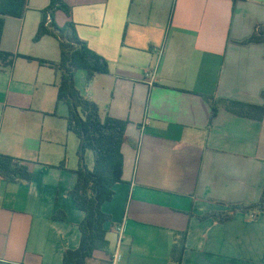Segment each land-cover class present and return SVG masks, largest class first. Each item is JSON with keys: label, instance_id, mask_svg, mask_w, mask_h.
I'll list each match as a JSON object with an SVG mask.
<instances>
[{"label": "crops", "instance_id": "0c3cea01", "mask_svg": "<svg viewBox=\"0 0 264 264\" xmlns=\"http://www.w3.org/2000/svg\"><path fill=\"white\" fill-rule=\"evenodd\" d=\"M58 27L77 36L109 73L75 87L106 115L128 122L122 182L103 203L108 248L85 264H110L124 232L122 264H177L175 235L186 231L180 264H264V212L237 211L223 223L197 217L258 201L264 190V118L220 106L209 124L206 98L262 104L264 43H247L264 24V0H61ZM50 0H27L20 18L4 19L0 52V154L28 168L29 181L0 177V264H63L79 245L83 213L69 195L76 183L78 139L56 103L58 41L33 37ZM49 17V13H47ZM156 76L145 71L156 63ZM35 60H28L27 58ZM37 60L42 61L39 63ZM91 168V153L85 155ZM58 215L63 219H55Z\"/></svg>", "mask_w": 264, "mask_h": 264}, {"label": "trees", "instance_id": "16d2710c", "mask_svg": "<svg viewBox=\"0 0 264 264\" xmlns=\"http://www.w3.org/2000/svg\"><path fill=\"white\" fill-rule=\"evenodd\" d=\"M26 3L27 0H0V39L5 17H22ZM56 9L70 16L71 10L65 3L61 0H50L49 6L41 12V21L33 41L36 42L48 35L54 37L59 45V61L49 63V66L58 75V82L55 85L56 103L63 102L67 106L66 130L72 132L78 139L76 183L69 195L75 207L83 213V218L78 224L79 245L74 250H65L62 260L63 264H85L95 251L106 252L108 248L104 225L111 218L102 211V205L112 199L114 185L122 182L121 146L126 139L128 122L108 115L100 118L97 104L85 98L75 87L74 75L77 71L84 72L85 83L88 84L96 74L109 73L108 64L79 39L72 21H68L63 27L55 24L52 15ZM47 13H49L48 24ZM243 43H264V24L258 25ZM27 59L35 60L30 57ZM0 62L10 65L12 58L9 54L0 52ZM261 98L264 100V91L261 92ZM206 99L211 109L209 124L220 106L239 117L257 121L264 118V102L257 105L223 98ZM87 152L92 155L91 168L85 164ZM0 177L8 182L29 181L31 173L18 160L0 154ZM237 211L252 213L253 217L264 212V190L258 201L253 204L234 205L229 211L210 212L197 218L223 223L230 220ZM53 217L63 219L56 214ZM185 236L186 231L177 233L171 248V260L177 264H180L182 258Z\"/></svg>", "mask_w": 264, "mask_h": 264}, {"label": "built area", "instance_id": "2783aa9c", "mask_svg": "<svg viewBox=\"0 0 264 264\" xmlns=\"http://www.w3.org/2000/svg\"><path fill=\"white\" fill-rule=\"evenodd\" d=\"M49 22V17H47V24ZM156 63L149 67L145 73H144V77L147 81L149 82H152L154 79H155V76H156V70H157V64H158V61L160 59V56H161V50L158 49L156 50ZM1 69V67H0ZM251 217H253V214L252 213H249ZM115 231L117 233V243H118V246L117 248L115 249V251L111 254L110 256V264H122L123 263V254L120 252L119 250V245L121 244L122 242V238H123V232H124V225L122 223L118 224L116 227H115Z\"/></svg>", "mask_w": 264, "mask_h": 264}, {"label": "rangeland", "instance_id": "374dc122", "mask_svg": "<svg viewBox=\"0 0 264 264\" xmlns=\"http://www.w3.org/2000/svg\"><path fill=\"white\" fill-rule=\"evenodd\" d=\"M91 158H92V155H91ZM92 165V164H91Z\"/></svg>", "mask_w": 264, "mask_h": 264}]
</instances>
